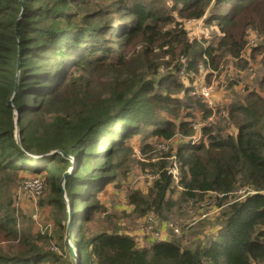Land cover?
Segmentation results:
<instances>
[{"label":"trees","instance_id":"trees-1","mask_svg":"<svg viewBox=\"0 0 264 264\" xmlns=\"http://www.w3.org/2000/svg\"><path fill=\"white\" fill-rule=\"evenodd\" d=\"M212 6L207 20L223 35L204 47L173 12L200 19ZM249 28L263 37L264 58V0H0V243L8 244L0 264H264V95L257 90L227 108L231 132L222 122L203 124L197 143L176 150L182 197L219 209L208 239L139 248L116 225L102 226L97 214L106 208L93 194L115 177L131 137H191L194 110L213 115L193 84L203 65L217 68V51L239 57ZM151 167L156 179L130 203L166 217L174 177L167 160ZM24 170L44 177L52 233L17 228L10 194ZM53 235L61 253L49 247Z\"/></svg>","mask_w":264,"mask_h":264},{"label":"rangeland","instance_id":"rangeland-1","mask_svg":"<svg viewBox=\"0 0 264 264\" xmlns=\"http://www.w3.org/2000/svg\"><path fill=\"white\" fill-rule=\"evenodd\" d=\"M216 9L217 7H210L207 15L200 19H180L176 11L173 13L182 21L190 38L199 41L204 47L208 45L217 46L223 35L222 30L216 21L207 20L208 15L215 13ZM228 10L229 6L225 8V11ZM246 40L247 43L239 57L225 53L221 58V52L217 51L215 57L217 68L203 65L201 75L193 84L196 87L193 93L201 94L203 86L213 88L211 101L216 113L223 109L228 110L227 108L236 99L244 100L252 90H257L264 95V88L260 87V82L264 76V58L259 51L263 37L254 28H249ZM187 77L188 75L185 73L182 74L186 86L191 87ZM202 98L204 99L203 96ZM204 102L210 107L207 99ZM193 113V117L188 119L193 121L195 129L193 136L198 137L197 141H194L193 136L188 137L181 134H177L170 140L160 139L146 133L135 135L127 141L133 150L128 154L125 161L119 164L115 177L101 192H93L95 198L106 208L104 213L97 214V218L102 220V226L116 225L122 232L130 234L139 248H146L153 243L171 239H179L183 246L188 247L199 244V241L208 239L213 234L212 228L216 225L219 209L207 200L201 202L184 199L180 193L182 188L179 186V180L175 181L174 179L175 187L169 192V197L173 199L175 204L166 213V217L158 215L152 210L140 214L135 209L134 204L130 203L131 193L135 191L147 192L156 179V173L151 167L152 163L167 160L169 161L170 172L173 174V171L176 170L178 171L177 176L180 177V164L176 159V150L179 145L185 142L197 143L201 137L203 124L211 125L222 122L227 131L231 132L233 129L234 125L228 117L216 115L213 120H209L204 119L202 113L197 110H194ZM169 152H171L170 156H168ZM83 164L84 170L90 167V163L83 162ZM70 172V170L66 171V173ZM19 178L22 179L11 188L10 194L11 202L16 204L14 210L18 217L17 228L21 231H32L38 234L39 229L51 225L52 233L55 230L52 220L55 209L52 205L45 203L48 194L45 191V185L41 194L31 192L25 189L23 185L29 179L39 178L44 182L43 175L24 170L20 173ZM61 182L63 184V179ZM70 216L72 217V215ZM60 243L57 235H53L52 240L49 239V247L55 248L59 253L62 252ZM68 245L73 247L72 255L76 258L78 256L77 247L73 246L70 241ZM0 246L3 250H8L7 242H1Z\"/></svg>","mask_w":264,"mask_h":264},{"label":"built area","instance_id":"built-area-1","mask_svg":"<svg viewBox=\"0 0 264 264\" xmlns=\"http://www.w3.org/2000/svg\"><path fill=\"white\" fill-rule=\"evenodd\" d=\"M212 92H213V88L211 86H203L201 88V95L204 97V99H207L208 104L210 105V107L214 110V108L212 107L213 102L211 101V97H212ZM221 115L224 117H228V111L223 109L221 111ZM215 116V111L213 113V115L210 116L209 120H213ZM194 141H197L198 137L196 138V136H193ZM178 171L174 170L173 171V177L175 179V181L179 180V177L177 176ZM24 188L27 190H30L31 192L37 193V194H41L44 191V182L41 181V179L36 178V179H29L26 180L24 183ZM16 206V204H15ZM37 220V218H36ZM38 221V220H37ZM52 227L51 225H46L44 228L42 227L41 229H39L41 234H44L46 231H51ZM178 231V229H176Z\"/></svg>","mask_w":264,"mask_h":264},{"label":"water","instance_id":"water-1","mask_svg":"<svg viewBox=\"0 0 264 264\" xmlns=\"http://www.w3.org/2000/svg\"><path fill=\"white\" fill-rule=\"evenodd\" d=\"M19 58H21V55H19ZM16 90H17V86H16V88H15V91H16ZM8 105L13 107V100H12V99L8 102ZM16 115H17V127H16L17 129H16V134H17V138H19V124H18V123H19V119H18L19 114L16 112ZM18 141H19V139H18ZM59 152H61L65 157H67V155L65 154V152H63V151H59ZM82 160H83V157H81V159H80L79 162L77 163V167H79V166L81 165ZM69 174H70V173H66V172H65V174L63 175V182H64L65 178H66ZM61 189H62L63 193H65L62 182H61ZM72 222H73V217L70 216V220H69L68 227H67V241L69 240V234H70V232L72 231ZM69 248H70L71 252L74 250L73 247H72L71 245H70ZM73 252H74V251H73ZM77 264H79V259H78V258H77Z\"/></svg>","mask_w":264,"mask_h":264},{"label":"crops","instance_id":"crops-1","mask_svg":"<svg viewBox=\"0 0 264 264\" xmlns=\"http://www.w3.org/2000/svg\"><path fill=\"white\" fill-rule=\"evenodd\" d=\"M206 15H207V14H206ZM206 15H205V16H206ZM205 16H204V17H205ZM204 17H203V18H204ZM209 118H210V117H209ZM209 118H208V119H209ZM214 229H215V228H214ZM212 231H213V230H212Z\"/></svg>","mask_w":264,"mask_h":264}]
</instances>
